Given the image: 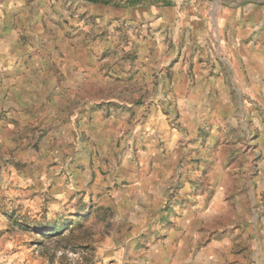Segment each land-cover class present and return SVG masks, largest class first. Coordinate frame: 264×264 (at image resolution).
Masks as SVG:
<instances>
[{
	"label": "rangeland",
	"instance_id": "374dc122",
	"mask_svg": "<svg viewBox=\"0 0 264 264\" xmlns=\"http://www.w3.org/2000/svg\"><path fill=\"white\" fill-rule=\"evenodd\" d=\"M235 2L0 0L30 100L0 114V264H264V93L204 128L170 110L192 21Z\"/></svg>",
	"mask_w": 264,
	"mask_h": 264
},
{
	"label": "crops",
	"instance_id": "0c3cea01",
	"mask_svg": "<svg viewBox=\"0 0 264 264\" xmlns=\"http://www.w3.org/2000/svg\"><path fill=\"white\" fill-rule=\"evenodd\" d=\"M212 13V22L198 17L192 21L195 36L204 38L198 40L199 44L207 45L205 52L200 54L198 50L195 59L172 67L170 110L188 128L193 125L204 128L210 116L217 117L220 123V117L228 116L237 105L253 107L264 93V0H236L222 4L219 9L214 7ZM209 23L213 24V31ZM18 48L13 34H0V114L7 115L3 111L10 109V112L12 107L15 110L30 105L21 91V70L14 65L21 55ZM163 82L166 83L165 78ZM167 84L170 86L169 81ZM222 109L225 113L221 115ZM15 115L21 117L19 112ZM154 117L157 114L151 119ZM154 250L155 260H142L140 264H182L180 258L174 260V246L160 244ZM180 253L182 250L177 255ZM201 255L207 263L212 262L213 247L203 249ZM190 261L197 264V259Z\"/></svg>",
	"mask_w": 264,
	"mask_h": 264
},
{
	"label": "trees",
	"instance_id": "16d2710c",
	"mask_svg": "<svg viewBox=\"0 0 264 264\" xmlns=\"http://www.w3.org/2000/svg\"><path fill=\"white\" fill-rule=\"evenodd\" d=\"M90 1L102 2L114 6H127V7H133L139 5H154V4L172 5V0H90Z\"/></svg>",
	"mask_w": 264,
	"mask_h": 264
}]
</instances>
